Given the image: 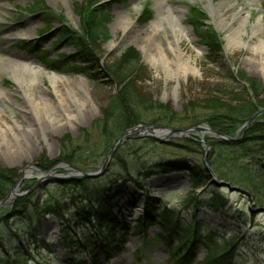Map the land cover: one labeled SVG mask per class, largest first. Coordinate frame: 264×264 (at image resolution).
<instances>
[{
	"label": "rangeland",
	"instance_id": "1",
	"mask_svg": "<svg viewBox=\"0 0 264 264\" xmlns=\"http://www.w3.org/2000/svg\"><path fill=\"white\" fill-rule=\"evenodd\" d=\"M161 1L0 0V114L6 122H19L15 131L27 138L0 148V188L11 171L6 185L14 181V189L25 174L19 190H27L0 211V264H264V145L246 144L238 156L228 155L221 131L200 120L217 115L235 130L234 138L243 128L242 136L263 123L264 0H163L189 29L190 41L183 40L180 49L196 70L178 83L150 63V55L164 46L170 68L183 69L169 47L173 27L164 22L152 29L164 12ZM223 1L229 4L224 15L244 41L233 50L209 8ZM91 2L98 9L94 16L87 8ZM233 15L248 22L239 28ZM259 17L262 26L253 34ZM86 26L104 32L91 37ZM256 56L263 58L260 65ZM21 63L62 77L59 93L47 75L25 82L33 86L38 104H54L55 115L28 103L13 78ZM59 94L70 107L59 105ZM131 96L138 99L136 122L181 129L200 118L197 125L219 133L196 131L165 144L148 138L127 141L93 184L100 189L113 182L106 198H72L68 190L58 191L61 181L40 180L34 168L44 154L48 161L69 157L50 169L55 175L76 173L60 164L99 170L105 149L119 136L117 106ZM73 99H84L81 111ZM218 159L231 169L251 164L259 189L248 186L245 193L212 184L206 166L214 171L212 162ZM200 166L209 182L194 187L192 177L199 176ZM213 178L221 181L216 173ZM23 194L37 206L59 199L65 218L39 215L31 207L21 211L16 202ZM100 198L107 200L105 209ZM211 200L213 208L207 204ZM91 208L100 216L91 215Z\"/></svg>",
	"mask_w": 264,
	"mask_h": 264
},
{
	"label": "trees",
	"instance_id": "2",
	"mask_svg": "<svg viewBox=\"0 0 264 264\" xmlns=\"http://www.w3.org/2000/svg\"><path fill=\"white\" fill-rule=\"evenodd\" d=\"M93 5L94 4L91 2V4H89V7H87V8H89V10H88L89 14H92L94 16V14L96 13V11H98V9L93 8ZM90 9H91V11H90ZM86 27L89 29V31L91 33V37L96 36L97 33H103L104 32V30L101 27H99V28L95 27V28H93V30L89 26H86ZM130 98H129V100H127V97H126L125 98L126 102L122 103L120 101L119 105L117 106V110L120 106V109L118 110L119 111L118 116L120 119V121H119L120 124H118L117 130H116V131H120V132L118 134L119 136H117V140L124 134V132L127 128L132 127L135 124L141 123V122H136V121H139V120H136V119H139V117L133 108V106H135L137 104L138 99L135 96H131ZM116 102H118V101H116ZM251 114H249L247 116V118H249V116ZM121 116L123 117L122 119L120 118ZM199 119L200 118L191 119V121L189 123V127L196 126L199 123V121L201 120L203 122L208 123L212 128L223 132L224 134H227L230 136H235V134H236V133H234L235 130H231V128H232L231 126L227 127V126H225V123L222 124L223 122H220L218 120L217 115L215 116L213 114H209V115L204 116V119H200V120ZM134 122H136V123H134ZM182 123H184V121ZM166 126H168V125H166ZM258 126L260 128H257ZM245 132L246 133L241 138L242 141L241 140L240 141H228L224 144H221L222 145L221 147L226 148L228 155L231 154V155H234V157H235V155L238 156V154L241 153L242 148L244 146H246V144H255L254 149L257 148L256 146H259L261 144L264 145V121L261 124H255L253 126H250L249 128L246 129ZM113 144H114V142L111 143V145H109L105 149L106 150L105 154H107V152L109 151V149H111ZM61 157L65 161L69 160V157L66 155H62ZM212 164H213V166L215 165L214 171H215V173L219 179L227 181L228 183H230L232 185L240 186L244 189L250 190V188H249L250 186L252 188L259 189L258 187H256L257 183L254 181V178H253V172L255 171V169H253L252 166H250L251 164L246 163V165L244 166L243 164L240 163L239 167H234V169H231V167H229L230 166L229 164H228V166L225 167L224 164L219 159L216 161H213ZM53 165H54L53 163H50L48 167H51ZM198 169H199V171H198V173L197 172L196 173L199 174V176L196 175V176L192 177L193 186L194 187L206 186L207 183L209 182V180H208L209 174L206 171V169L202 166H200V168H198ZM4 172L6 175L7 171H4ZM190 173L194 174L195 172L194 173L190 172ZM11 174H12L11 171L9 173H7L8 178L6 177V181H7V179L10 181L9 176ZM96 180L98 181V178H85V179H78V180L77 179H68V180L59 182L57 188H59L58 189L59 192L62 190H64V192H66L65 190H68L69 195L72 198L79 197L82 199H87V200L89 199L90 201H93L94 198H96V197L98 198L99 196L104 195L110 189V187H111L110 185H112V183H113V182H109V181L107 182L106 181V182H104L105 184L100 186L103 188L97 189V187L93 186V184L97 182ZM3 181H4L3 184L5 185V188H0V200L4 199L8 195L11 187L15 183L14 181H12L11 183L6 185V181L4 179H3ZM257 189H255V190H257ZM249 192H251L252 195L254 194L253 191H249ZM104 197H105V195H104ZM98 200L100 201L101 204L103 203L102 204L103 206L107 204L106 203L107 200L105 201L102 198H100ZM213 201L214 200L207 201V204L212 208L215 206L213 204ZM53 202H54V199L51 201H47V203H44L41 206H37V203H35L33 201L30 194H27V195L19 198V200L16 202V206L21 207V211L22 210L24 211V208H30L31 207V209L32 210L35 209L36 212H38L37 214H39V215H44L45 213H51V214L58 216L59 218H65V215H64L65 210L62 208V204H61L62 201L57 199L56 202H54V203ZM3 208L4 207L0 208V211L3 210ZM104 209H105V206H104ZM88 210L91 212V215L100 216V211L94 210L93 208L88 209ZM29 212H31V211H29ZM33 213H34V211H33ZM80 215H81V217H80L81 220H83V221L87 220V217L84 216V214H80ZM102 215L104 216L103 212H102ZM140 227L143 228L144 225H142ZM101 236H104V238L106 240H109V235L105 234L104 232L101 234ZM16 255H21V252L16 251ZM7 264H15V263L10 262Z\"/></svg>",
	"mask_w": 264,
	"mask_h": 264
},
{
	"label": "bare ground",
	"instance_id": "3",
	"mask_svg": "<svg viewBox=\"0 0 264 264\" xmlns=\"http://www.w3.org/2000/svg\"><path fill=\"white\" fill-rule=\"evenodd\" d=\"M160 4L163 5V0L160 2ZM162 5H159V6L161 9L164 10L165 13L163 12L162 16L158 18L156 21H154V25H153L154 27H152V29L159 28L164 22H167L170 26L173 27V30L170 33L171 39L169 40V47L173 52L176 53L175 59H177L179 64L182 65L183 69L180 72V71H176L170 68L171 59H170V56L167 55L164 46L163 47L159 46L158 52L156 54L150 55V63L156 68L158 66L163 67L164 70L167 73H169L172 76V78L175 79L176 82L178 83L181 77L186 78L189 72H192V71L194 72L196 70V68L192 64H190L189 57L188 59H186L185 54L180 49L181 42L185 39L189 40V29L183 24L182 16L176 14L172 10V8L170 7L168 8L165 5L163 6ZM228 6L229 4L225 3L224 1L217 3V4H213L212 2L209 4V8L211 10V16L217 22L218 27L226 33L227 35L226 39L228 41L229 49L233 50V49L239 48L240 46H244V41L241 38L239 31L236 28H234L232 23H230L228 18L224 15L223 10L227 8ZM1 9L3 10V8ZM233 18L234 20L236 19L238 20L237 22H239L238 23L239 28L245 26V24L248 22L247 20H245V18L236 17L235 15H233ZM261 26L262 25H261V21L259 17L257 22L253 24V27H252L253 34H256L257 31L259 30V27ZM125 29L126 28H124V30ZM114 45L115 43L112 42L111 47H113ZM255 59L258 60L259 65H260V63L262 62L261 59L263 58L261 56L257 58L256 56ZM15 64H18V63H15ZM20 66L23 71L17 70L13 72V78L18 82L19 87L21 88L22 93L26 97L30 106L32 108L44 107V109L46 108L52 109L55 115L56 107L54 106V104L47 100H45L44 102L42 101L43 102L42 104H38L36 102V98L34 97V90H32L33 86L25 82H27L28 79L32 81L33 79L39 78L42 75H47L52 84V87L55 89L56 92L59 93L60 89L58 88L59 87L58 83L62 82L61 81L62 77L56 73L48 74L47 71L42 67L35 68L26 63H23V64L21 63ZM1 94H3V92L1 93L0 91V97H2ZM58 97H59L58 101H59L60 106H62L63 108H65V106L70 107V104L67 102L64 96L59 94ZM83 100L81 101L80 99H73L71 103H73L74 106L77 107L79 111H81L82 108L85 106V102ZM71 116H73V114H71ZM67 120L69 124L71 125L74 124V122H72V119L70 117H68ZM19 127H20L19 122H17L16 120H14V122H6L4 118L2 117V115L0 114V148L2 146L10 147V145H21L22 144L21 138L27 139L25 138L23 133L21 132L19 133L15 131V129Z\"/></svg>",
	"mask_w": 264,
	"mask_h": 264
},
{
	"label": "water",
	"instance_id": "4",
	"mask_svg": "<svg viewBox=\"0 0 264 264\" xmlns=\"http://www.w3.org/2000/svg\"><path fill=\"white\" fill-rule=\"evenodd\" d=\"M263 110H261L260 112H262ZM259 112V113H260ZM259 113H257L256 115H258ZM255 115V116H256ZM244 128L242 129V131L240 132V134H238L237 137H233V136H229L226 135L224 133H219L213 129H211V127H207V126H193V127H188V128H173V127H168V126H160V125H147V124H139L136 125L134 127L129 128L128 130H126V132L124 133V135H122V137H120L112 146V148L109 150L108 154H107V158L103 164V166L97 170V171H93V172H86V171H80L77 170L76 168L68 165V164H60L59 166L64 167V168H71L74 169L76 171L75 174H68V175H55L53 174V170L48 171V172H44L42 174L43 177L40 178V180L42 178H45L44 180H46L45 182H52V181H62L64 179H85V178H98L102 175L105 174V172L107 171V167L109 165V162H111V159L115 156L116 151L122 146L124 145L127 141L131 140V139H136V138H148V139H154L157 140L160 143H168L170 138L172 137H179L182 135H190V133L192 132H196V131H200L202 133H206V132H211V133H219V137L225 141H239L242 137V133H243ZM202 144L206 145L203 141L201 142ZM207 170L209 171L210 176H212V180L211 183L215 184L219 187H228L230 190L232 191H242L247 193L246 190H243L241 187H237L235 185H232L226 181H217V179L213 178L214 176V171L212 169H210V167L206 166ZM55 170V169H54ZM24 174L22 175L19 183L23 180L24 178ZM20 195H22V192L17 188L12 189L11 191H9L8 195L0 200V208L4 207L7 204L12 203L17 196L20 197ZM258 211L260 209H257ZM264 210V209H261Z\"/></svg>",
	"mask_w": 264,
	"mask_h": 264
},
{
	"label": "flooded vegetation",
	"instance_id": "5",
	"mask_svg": "<svg viewBox=\"0 0 264 264\" xmlns=\"http://www.w3.org/2000/svg\"><path fill=\"white\" fill-rule=\"evenodd\" d=\"M63 160L64 159H55V160L48 161V159L46 158V155L44 154L36 160L35 164L38 166V168L36 167V168H34V170H36L39 174H43L44 172H48V170H50L58 161H63ZM50 163H53L54 165L51 167H48ZM24 176H25V174H24ZM17 187H18V189L21 187V182L17 183L15 188H17ZM12 188H13V186L11 187V189ZM11 189H10V191H11Z\"/></svg>",
	"mask_w": 264,
	"mask_h": 264
}]
</instances>
